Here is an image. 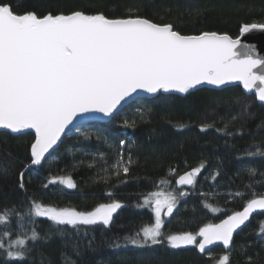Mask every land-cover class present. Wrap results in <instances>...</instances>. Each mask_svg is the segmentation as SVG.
Masks as SVG:
<instances>
[{"label":"trees","instance_id":"obj_1","mask_svg":"<svg viewBox=\"0 0 264 264\" xmlns=\"http://www.w3.org/2000/svg\"><path fill=\"white\" fill-rule=\"evenodd\" d=\"M7 2L15 12H34L40 17L73 11L102 13L110 19L140 16L160 25L171 24L182 35L216 32L235 39L243 24L264 23V0ZM125 121H135V127H124ZM204 125L211 127L200 131ZM34 142L35 133L30 129L20 133L0 131V160L10 163L9 173H0V210L18 209L10 225L11 235L17 238L16 221L22 216L23 228L19 230L25 235L21 238L31 249L25 261L10 264H218L225 254L230 256V264H264V233L258 234L264 214L254 217L234 237L228 252L214 248L200 255L195 247L172 249L166 239L143 248L125 244L126 237L135 236L145 226H154L153 211L142 206L152 192L178 196L173 215L163 219L165 237L196 234L200 228L241 211L252 198L264 197V157L245 155L246 149L264 151V105L240 85L222 90L200 88L188 94L161 92L152 99L133 102L104 125L69 133L41 165L28 167ZM129 157L132 163L128 175L121 172L116 176L115 162L122 158L127 163ZM197 167L201 172L194 185L177 190L176 179ZM250 168L255 169V175L249 174ZM21 171L25 173L23 188L19 186ZM65 176L72 177L75 189L58 183L44 187L48 180ZM180 191L187 194L179 197ZM237 192L243 195H235ZM33 201L86 212L112 202L122 207L108 226L72 228L28 217ZM33 227L40 237L47 238L33 243L28 239ZM114 242L121 247H112ZM0 264L9 262L0 256Z\"/></svg>","mask_w":264,"mask_h":264},{"label":"snow or ice","instance_id":"obj_2","mask_svg":"<svg viewBox=\"0 0 264 264\" xmlns=\"http://www.w3.org/2000/svg\"><path fill=\"white\" fill-rule=\"evenodd\" d=\"M254 30L264 31V23L243 24L240 33L243 36ZM234 82L264 102V58L254 48L242 45L239 38L216 32L182 35L171 24L160 25L132 15L110 19L102 13L82 11L43 17L34 12L21 14L7 0H0V129L12 133L34 130L35 142L31 145L28 167L41 165L46 153L77 116L101 113L113 117L122 102L138 90L150 94H188L198 86L221 88ZM124 127L134 128L135 121H125ZM208 127L211 125L202 126L200 131ZM120 143L123 145L124 141ZM245 155L264 157V151L246 149ZM131 163L130 157L127 163L118 159L113 165L115 175L122 172L126 177ZM9 171L10 163L0 160V173ZM200 172L201 168L197 167L180 176L177 183L193 186ZM24 174V171L19 173L21 188ZM249 174L255 175V169L250 168ZM57 183L68 189L77 187L71 176L50 179L44 187ZM186 194L180 191L178 195ZM177 204V194L147 195L142 206H152L154 226H145L135 236L126 237L125 244L143 248L162 244L166 239L172 249L195 246L203 254L209 246L220 243L231 251L237 229L254 213L264 214V197L252 198L243 211L229 215L219 224H208L196 234L186 232L165 237L162 213L171 217ZM121 207V203L112 202L86 212L33 201L26 215L46 217L55 225L72 228L108 226ZM17 212L15 206L0 210V256L9 264L25 261L31 250L26 239L21 238L25 235L19 230L23 228L22 216L16 221L17 238H12L10 225ZM30 222L35 224L34 220ZM259 233H264V222ZM46 238L40 237L34 227L28 237L33 243ZM111 246L120 248L121 244L114 242ZM218 264H230V256L223 255Z\"/></svg>","mask_w":264,"mask_h":264},{"label":"water","instance_id":"obj_3","mask_svg":"<svg viewBox=\"0 0 264 264\" xmlns=\"http://www.w3.org/2000/svg\"><path fill=\"white\" fill-rule=\"evenodd\" d=\"M239 39L241 40V44L242 45H247L248 47L254 48L255 51H256V54L259 55L261 58H264V31L254 30L253 32L246 33L243 36L240 33ZM237 51H241L242 52L243 49H237ZM236 85H240L243 88V86L239 82H234V83H231V84L224 85L221 88H216V87L210 86V85H202V86H198L197 89H200V88H212V89L222 90L224 88L233 87V86H236ZM193 90H195V89H193ZM246 93H248V92H246ZM157 94H150V93L144 92L142 90H138L131 97L127 98L125 101L122 102L121 106L117 110V113L122 111L124 108H126L129 104H131L133 102H136V101H139V100H142V99L149 100V99L154 98ZM169 94H181V93H169ZM249 94H254V92L253 93H249ZM258 102L264 105V102H261L259 100H258ZM117 113H114L113 117ZM113 117H106V116H104L101 113H87V114H82V115L77 116L75 118V120L73 121V123L70 124L67 129H65L64 133L61 135L60 139L53 146V148L50 149L48 153H46L45 159L50 157V155L60 146V144L62 143L63 139L69 133L76 132V131H78V130H80L82 128H87L90 125H104V124L110 122ZM0 131H8V132H10V130H6V129H0ZM32 131H34V130H32ZM32 167H37V166L33 165ZM185 174L186 173H184L182 175H185ZM179 177L175 181V187H176L177 190H187V189H190L192 187V186H188V185H183V186L179 185L177 183ZM243 209L241 211H243ZM258 215H259L258 213H254L253 216L250 218V220L245 223V225H242L240 229H237V231L233 234V240H234V237L236 235H238L239 233H241V231L243 229H245L250 224L251 220L254 217L258 216ZM163 219L167 220V219H169V217L163 214ZM222 221H220L219 223H221ZM219 223H217V224H219ZM197 239L199 240L200 238L198 237ZM232 243H233V241H232ZM214 248H221L224 252H228L229 251L228 249H224L223 245L220 244V243H217L215 245L209 246L206 249V252L203 253V254L200 253L197 248H196V251L200 255H206V254L210 253Z\"/></svg>","mask_w":264,"mask_h":264},{"label":"rangeland","instance_id":"obj_4","mask_svg":"<svg viewBox=\"0 0 264 264\" xmlns=\"http://www.w3.org/2000/svg\"><path fill=\"white\" fill-rule=\"evenodd\" d=\"M149 208H151V210H152V206H148ZM154 213V212H153ZM155 215V214H154ZM40 218H45V219H47L46 217H40ZM162 219H163V213H162ZM188 247H195V246H188Z\"/></svg>","mask_w":264,"mask_h":264}]
</instances>
